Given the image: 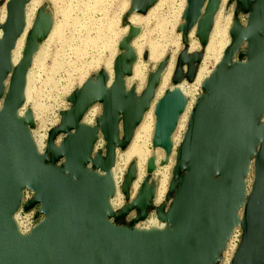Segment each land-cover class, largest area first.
Wrapping results in <instances>:
<instances>
[{
    "label": "water",
    "instance_id": "water-1",
    "mask_svg": "<svg viewBox=\"0 0 264 264\" xmlns=\"http://www.w3.org/2000/svg\"><path fill=\"white\" fill-rule=\"evenodd\" d=\"M30 1L0 0V264H220L235 227L241 238L230 264H264V0L227 1L235 5L230 41L200 85L157 205L154 172L169 161L188 103L179 86L194 81L221 0H185L176 28L182 49L170 86L156 101L169 51L140 91L127 81L138 60L132 43L142 32L129 18L146 15L158 0H129L111 75L100 68L65 96L68 106L58 111L42 151L25 90L34 56L53 27L48 3L37 8L20 58L12 61ZM192 31L200 50L190 53ZM141 59H149L148 51ZM152 103L145 176L133 192L137 168L130 160L119 186L123 204L113 209L116 155L130 145ZM94 105L100 114L87 125L83 118ZM99 138L103 148L94 152ZM156 150L163 153L157 164ZM25 190L33 198L22 205ZM34 207V220L41 219L22 235L14 216ZM151 215L157 225L144 228Z\"/></svg>",
    "mask_w": 264,
    "mask_h": 264
},
{
    "label": "rangeland",
    "instance_id": "rangeland-1",
    "mask_svg": "<svg viewBox=\"0 0 264 264\" xmlns=\"http://www.w3.org/2000/svg\"><path fill=\"white\" fill-rule=\"evenodd\" d=\"M43 2L48 3L52 11L53 27L50 31L51 36L46 38L34 56L30 69L32 72L26 105L31 106L37 124L32 134L40 139L44 147L47 131L58 122V111L66 109L68 106L64 100L65 96L98 69L104 68L107 71V64L110 65L109 70L111 71V63L117 52L118 40L126 33L127 28L121 18L128 8L129 0H32L27 6L31 15V24L37 8ZM157 3V6L148 11L146 15H132L129 18L132 25L142 27L140 36L132 43L138 60L133 66L131 78L127 81L128 85L136 83L138 91L144 87L147 72L153 70L157 62L163 59L169 51L170 62L157 91L159 88H168L176 57L182 49L180 35L176 33V28L182 24L181 14L185 7V0H158ZM224 9H228V11L225 12ZM234 9L235 5H228L227 2L220 6L215 15L217 23L214 27L216 30H211L210 39L213 36L214 39L221 38L222 44L229 43L228 29ZM3 14L4 8L2 7L0 21ZM240 19L242 22L245 20L242 15H240ZM209 38L194 81L190 84L185 82L181 84L184 88L193 90V98H188L190 105L200 93L203 78L207 77L216 62L214 56H208ZM199 50L198 41L192 34L189 38L188 51L191 53ZM143 51L149 53L147 61L141 59ZM136 71L138 72L135 74ZM199 73L201 79L198 78ZM91 108L96 110L95 117H97L100 114V106L94 105ZM145 115L149 116L145 123H150L151 132L139 133L140 130L137 127L130 145L125 151L118 152L116 155L114 165L116 192L111 201L114 209L120 208L123 204L119 186L130 160L135 159L137 168L133 192L137 190L145 176L146 161L152 154L151 138L154 127V115L149 114V111ZM180 133H184V129ZM133 145L140 149L142 147L141 150L144 149L142 158L137 154L129 153ZM176 149L171 154L168 163L165 166L157 167L154 172L157 181L156 205L161 203L167 191ZM154 153L157 164L162 159L163 153L159 150ZM151 219L155 218L147 219L142 226L147 225Z\"/></svg>",
    "mask_w": 264,
    "mask_h": 264
},
{
    "label": "bare ground",
    "instance_id": "bare-ground-1",
    "mask_svg": "<svg viewBox=\"0 0 264 264\" xmlns=\"http://www.w3.org/2000/svg\"><path fill=\"white\" fill-rule=\"evenodd\" d=\"M228 0H221V3H220V6L225 4ZM32 2V0H31ZM158 2V1H157ZM158 3H156L150 10L148 11H151L153 10L156 6H157ZM28 6V5H27ZM219 6V8H220ZM219 10V9H218ZM220 14V13H219ZM3 17H4V14H3ZM25 17H26V28L24 30V33L22 34V36L18 39L17 43H16V47L13 51V54H12V61H13V64H16L17 61L19 60L20 58V55H21V51H22V47H23V43H24V38H25V35H26V32L29 30L30 26H31V15H30V12L28 11L27 7H26V14H25ZM3 20V18H2ZM1 20V21H2ZM215 17H214V22H213V27L212 29H215ZM218 29V28H217ZM216 30V29H215ZM194 31V30H193ZM191 32L190 33V36L189 38L191 37V35L194 33V32ZM211 33V32H210ZM214 33V32H213ZM217 34V32H215ZM51 36V33L49 34L48 38ZM215 36V35H214ZM209 37H210V34H209ZM216 37V36H215ZM219 38V37H218ZM217 39V38H215ZM213 38V36L211 37V39L209 38V44H208V49H209V55L208 56H214L215 57V60L216 62L218 61V59L220 58V55L222 53V50L224 49V47L227 45L225 44H222V39H217L215 40ZM192 50V49H191ZM164 53V52H163ZM215 62V63H216ZM112 65V63H111ZM142 65V64H141ZM110 68V65L108 66L107 64V72L111 75V71L109 70ZM31 69V68H30ZM32 72V71H31ZM31 72L29 70L28 74H27V83H26V90H25V97L27 98V90H28V86H29V82H30V75H31ZM138 71L135 72V74L137 73ZM204 72V71H203ZM200 73L198 74V78L200 77ZM201 79V77H200ZM204 79V78H203ZM179 89L181 90V92L183 93V95L188 99V98H193V90L189 89V88H184L183 85H180L179 86ZM165 89L163 88H159V90L156 92V95H155V99L154 101H156L163 93ZM193 105V104H192ZM192 105L188 104L187 103V106L185 108V111L184 113L180 116L179 120H178V124L176 126V129H175V132L173 133L172 135V144H173V149H172V153L173 151L178 147V145L180 144V141L182 139V136H183V133H180L183 131H185V127H186V123H187V118H188V114L190 112V109L192 107ZM149 111V114H152L153 115V105L150 107V109L148 110ZM96 110L93 108L89 109L88 112L86 113V115L84 116V123L87 124V125H91V123H93V120L95 118V115H96ZM149 119V116H146L144 115L143 117V120L142 122L139 124V133H150L151 132V129H150V123H145L146 121H148ZM184 120V121H183ZM152 126V125H151ZM154 126V125H153ZM154 129V127H153ZM33 135V134H32ZM139 135V134H138ZM33 139H34V142L36 144V147L38 148L39 151H42L43 150V146L40 142V139L35 137L33 135ZM44 139V138H43ZM134 144V143H133ZM142 149V147H141ZM140 148L136 147L135 145H133L131 148H130V151L129 153H134L135 155L137 154L139 157H143V150H141ZM162 152V151H161ZM141 162V161H140ZM143 162V161H142ZM112 175H113V179L115 181V178H114V168L112 170ZM121 175V174H120ZM161 182V181H160ZM166 182V181H165ZM165 184V183H164ZM137 186V185H136ZM164 191V190H163ZM158 194V193H157ZM119 198V197H118ZM159 201V200H158ZM157 225V222L155 219H151L149 220V222L147 223V225L143 226V227H152V226H156Z\"/></svg>",
    "mask_w": 264,
    "mask_h": 264
},
{
    "label": "built area",
    "instance_id": "built-area-1",
    "mask_svg": "<svg viewBox=\"0 0 264 264\" xmlns=\"http://www.w3.org/2000/svg\"><path fill=\"white\" fill-rule=\"evenodd\" d=\"M93 122H94V120H93ZM91 125H92V123H91ZM102 148H103V142L99 138L94 145V152L101 150ZM43 149H44V147H43ZM32 198H33V193L31 191L25 190L22 194V205L29 202ZM112 199L110 200V205H111ZM111 207H112V205H111ZM37 210H38V207H34L33 209H31L27 212H24L20 208L19 211L15 214L14 220H15L17 229H18L20 234L27 235L31 231V229L34 227L36 222L41 219V217H38L36 221L34 220V214ZM151 217H153V216L151 215L149 218H151ZM145 222L143 223V225L145 224ZM144 228H149V227H144ZM240 238H241V231L238 227H235L232 230L231 235L227 241L225 250L222 253V260H221L220 264H230V261L234 255L237 247H238Z\"/></svg>",
    "mask_w": 264,
    "mask_h": 264
}]
</instances>
